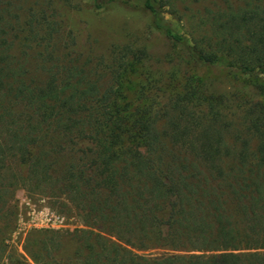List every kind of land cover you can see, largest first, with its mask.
I'll use <instances>...</instances> for the list:
<instances>
[{
    "label": "trees",
    "instance_id": "obj_1",
    "mask_svg": "<svg viewBox=\"0 0 264 264\" xmlns=\"http://www.w3.org/2000/svg\"><path fill=\"white\" fill-rule=\"evenodd\" d=\"M53 3L0 0V218L21 189L86 229L51 233L57 243L27 256L264 264V0H93L147 16L159 34L116 47L102 84L68 59L75 39L61 45ZM189 65L250 88L220 89ZM63 238L80 243L67 256Z\"/></svg>",
    "mask_w": 264,
    "mask_h": 264
},
{
    "label": "rangeland",
    "instance_id": "obj_2",
    "mask_svg": "<svg viewBox=\"0 0 264 264\" xmlns=\"http://www.w3.org/2000/svg\"><path fill=\"white\" fill-rule=\"evenodd\" d=\"M92 3L93 0H72L70 4L54 0L49 12L60 23L61 45L75 39V44L66 49L69 53L68 59L84 67L102 84L107 79L116 47L136 36L141 39L150 37L157 41L159 34L145 15L116 4L95 10ZM165 17L174 29L186 32L185 24L175 16L166 14ZM188 69L207 78L220 89L235 87L248 91L250 88L244 79H236L217 69L192 68L191 65ZM129 80L132 85H137L140 77L135 74ZM76 229L86 227L80 223L73 210L65 208L58 201L30 195L21 189L10 192L0 218V238L5 245L0 264H13L15 261L18 264H35L25 253V246L40 253L49 248L50 239L58 242V238L51 236V233ZM66 240L61 239L64 246L59 253L67 256L80 243L74 239L69 242ZM44 261L40 264H45ZM68 261L67 259L62 262L55 258L48 263L70 264Z\"/></svg>",
    "mask_w": 264,
    "mask_h": 264
}]
</instances>
